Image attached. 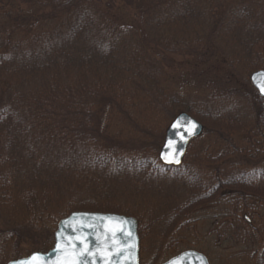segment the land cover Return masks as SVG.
<instances>
[{"label": "trees", "instance_id": "obj_1", "mask_svg": "<svg viewBox=\"0 0 264 264\" xmlns=\"http://www.w3.org/2000/svg\"><path fill=\"white\" fill-rule=\"evenodd\" d=\"M174 57L183 58L186 66L220 60L229 73L238 58L250 63L245 73L264 70V0H0V255L4 261L0 264L19 259L18 244L31 242L33 234L52 238L56 221L78 209L71 203L59 213H49L34 192L50 193L48 197L56 199L67 193L73 198L69 193L81 192V179L66 187L65 172L78 168L95 172L111 162V153L137 150L153 154L148 156L151 167L145 169L157 176L188 166V176L181 178L191 187L182 205L193 204V213L220 205L226 198V241L243 245L242 252L249 253L235 254L232 261L264 264V249H259L264 227H254L240 212L249 207L248 196L224 189L225 184H238L241 161L251 159L238 157L241 152L233 138L219 127L204 129L194 142L205 141L210 134L215 151H222L229 141L232 152L217 157L194 152L190 162L167 168L154 155L160 134L151 144L138 142L131 150H121V143L102 132L99 121L115 117L136 127L142 113L158 111L163 103L194 117L198 116L191 108L194 103L211 107L222 103L229 80L203 78L199 86L209 91L202 95L162 89L165 68L174 66ZM245 79L240 77V85L251 88ZM253 92L252 99H261ZM140 134L145 138L154 133ZM147 147L149 151H144ZM189 147L192 151V143ZM227 179L234 181L226 183ZM201 181L212 183L213 189L200 185ZM97 190L86 187L90 201H95ZM15 207L23 216L13 221ZM190 214L180 220L183 226L193 223ZM8 240L16 246L12 251L5 248Z\"/></svg>", "mask_w": 264, "mask_h": 264}, {"label": "rangeland", "instance_id": "obj_2", "mask_svg": "<svg viewBox=\"0 0 264 264\" xmlns=\"http://www.w3.org/2000/svg\"><path fill=\"white\" fill-rule=\"evenodd\" d=\"M228 48L231 49V47ZM235 49L234 46L233 50ZM166 57L168 58V56ZM234 59L238 64L236 65V62L233 61L235 62L234 72L229 73L220 64L222 63L220 60L214 59L211 64L198 65L197 63H190L189 66H186L183 58L174 57V66L165 68L166 77L161 80L160 86L166 91L175 92L179 95H183V93H198L202 95L206 93L205 91L207 93L209 91L199 86L201 81H205L203 78H214L224 81L223 83L230 81V84H224L228 88H224L222 103H214L213 107L209 104L194 103L191 108L193 112H198L196 113L198 118L193 115L190 116L199 122L205 130L218 129L219 127L220 130L225 132V136L233 138L232 144L237 145L241 152L240 154L238 153L239 156L236 154L238 157L240 155L250 156L251 159L247 163L245 162L246 159L240 163L243 173L241 174V179H237L238 184L231 183L233 185L230 186L229 184V187L225 184L224 189L227 193L226 189L237 192L242 191L245 193L244 195L248 196L246 204L249 207L244 206L245 212L243 210L239 211L242 215L246 214L247 222L258 228L264 227V192H262L264 191V99H257V97L252 99L251 97L255 94L252 86L250 85L252 89L248 87V90L240 85V77L242 79L246 78L245 81L249 82V75L252 72L245 73V71L250 66V63L243 61V59L240 61L238 58ZM166 62L164 63L165 65L167 64ZM198 76L201 78L199 79ZM259 106H261L260 109L258 108ZM258 109L262 115L261 117L257 113ZM180 113V110L166 106L163 103L158 111L149 110L144 114L142 113L139 116V124L136 127L130 125V122L123 123L115 117L112 120L99 121V123L105 130L102 131L105 135L108 134L109 137L121 143L119 147L121 150H131L133 146L135 147L139 144L138 142L151 144L152 141H156L160 134V140L157 139L159 140V151L163 144L167 127ZM182 113L184 112L182 111ZM223 116H226L227 120H223L221 118ZM205 130H203V133ZM150 131L154 133L151 137L144 138L140 134L141 132ZM215 145L213 136L210 134L206 135L205 141L192 142V151H190L189 147L183 159L184 163L185 161H191L190 154L194 152H199L197 154L201 156L208 154L210 157H217L218 154L227 156L226 152H232L229 147V141L223 145V152L215 151V148H217V145ZM202 149H204L203 152L201 151ZM145 150L149 151V147L145 148ZM142 151L113 152L108 158L109 162H111L105 168H99L100 170L97 169L95 172H87L82 170V168H78L72 173L65 172L64 175L66 176L64 177L69 181L66 182L64 178V186L66 187H71L74 184L71 180L75 178L81 179L79 187L76 186L81 192L69 193L74 195L73 198H70L67 193L64 194V199H56L53 196L49 198L50 193L49 195H37L34 192L33 196L39 198L40 206H45L49 213H59L58 211L66 209L71 203L78 205L76 206L78 209L68 212L64 218L76 212L133 217L137 221L139 264H161L174 257L177 253L189 250L203 254L209 264H240L233 262L231 257L235 254L248 255L249 253L242 252L244 250L243 245H235V243L226 241L228 234L224 217L229 212V210H226L228 208L226 198L221 200L220 205L210 209H197L194 213L195 207L193 204L191 206L188 204L187 208H184L182 203L187 200L185 193H189L191 187L183 179L189 174L188 166L183 165L184 168L181 167L182 169L176 171L171 169L162 171L164 176H157L145 169V167H151L152 163L148 156L153 154ZM158 151L154 154L156 158ZM108 159H105V161H108ZM172 173H175V175L172 176ZM178 177L183 178L179 179ZM228 181L227 179L226 183ZM232 181L234 180H230L228 183ZM202 183L204 182L201 181L200 185ZM206 183L204 184L207 189H213L212 183H208L209 185ZM248 184L249 186L247 187L246 185ZM87 186L96 188L100 192H94L95 201H90V197L86 194L85 189ZM195 188L201 189L202 187L198 186ZM105 190L106 193H103ZM178 207H183L182 211L178 210ZM190 213L193 214L191 215ZM14 214V217L11 216L13 221L15 218L20 219V216H23L19 207L14 208ZM187 214L192 216L193 223L183 226L180 220H184L188 216ZM227 219L231 220L229 217ZM59 221H56L54 225V232ZM216 225L220 227L217 228V231H214ZM33 235L31 236V242L26 243L22 240L18 244V250L22 253H20L22 255L20 258H26L32 253H46L53 248V235L52 238H48L41 232ZM230 244L233 245L230 246ZM5 248L8 251H12L16 246L8 240ZM259 249L263 251L264 243ZM2 257L0 255V263L4 262Z\"/></svg>", "mask_w": 264, "mask_h": 264}, {"label": "water", "instance_id": "obj_3", "mask_svg": "<svg viewBox=\"0 0 264 264\" xmlns=\"http://www.w3.org/2000/svg\"><path fill=\"white\" fill-rule=\"evenodd\" d=\"M249 83L264 98V70L249 75ZM203 132V126L186 113L169 124L157 159L167 168H177L188 146ZM53 248L46 253H32L7 264H23L38 254L36 264H139L137 221L133 217L111 214L71 213L60 220L54 232ZM59 244V248L57 245ZM163 264H208L195 252H183Z\"/></svg>", "mask_w": 264, "mask_h": 264}, {"label": "snow or ice", "instance_id": "obj_4", "mask_svg": "<svg viewBox=\"0 0 264 264\" xmlns=\"http://www.w3.org/2000/svg\"><path fill=\"white\" fill-rule=\"evenodd\" d=\"M262 90H264V89H262ZM57 248H59V244L57 245ZM37 260H38V254H34V255L29 259V261H25V262H23V264H36Z\"/></svg>", "mask_w": 264, "mask_h": 264}, {"label": "flooded vegetation", "instance_id": "obj_5", "mask_svg": "<svg viewBox=\"0 0 264 264\" xmlns=\"http://www.w3.org/2000/svg\"><path fill=\"white\" fill-rule=\"evenodd\" d=\"M192 251H193V250H192ZM183 252H184V251H183ZM180 253H182V252H179V253H177L176 255H179ZM176 255H175V256H176ZM162 264H163V263H162Z\"/></svg>", "mask_w": 264, "mask_h": 264}]
</instances>
